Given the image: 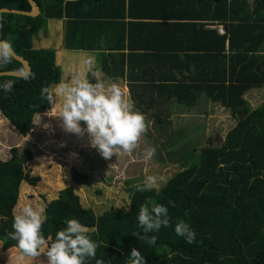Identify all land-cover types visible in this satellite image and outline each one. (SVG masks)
I'll return each instance as SVG.
<instances>
[{
    "label": "trees",
    "instance_id": "1",
    "mask_svg": "<svg viewBox=\"0 0 264 264\" xmlns=\"http://www.w3.org/2000/svg\"><path fill=\"white\" fill-rule=\"evenodd\" d=\"M33 1L40 9L35 18L0 14V40L10 41L29 64L27 76L35 74L27 80L0 77V86L14 84L10 93L0 87V115L22 137L30 133L35 114L25 106L26 88L61 83L54 50L33 47L49 20H66V50L121 52L113 69L100 63L101 68L114 78L126 76L135 107L142 114L152 110L150 117L161 125L168 115L159 108L160 100L190 107L201 95L235 120L219 147L200 149L198 161L159 191H136L124 212L109 208L96 216L72 188L64 189L44 208L45 238L54 241L66 220L78 219L99 244L96 258L103 264H129L133 247L146 264H264V100L252 111L244 100L247 92L264 88V0H128L127 8L126 0ZM0 9L31 10L27 0H0ZM138 37L142 42L134 41ZM23 70L14 59L0 65V73ZM31 156L15 148L0 161L2 252L15 249L21 255L8 234L21 184L40 181L25 171ZM72 177L78 185H90L88 176L74 171ZM157 204L168 208L171 226L148 234L157 237L150 245L137 237L143 235L137 216L142 205L151 210ZM180 220L196 232V243L187 244L175 233Z\"/></svg>",
    "mask_w": 264,
    "mask_h": 264
},
{
    "label": "rangeland",
    "instance_id": "2",
    "mask_svg": "<svg viewBox=\"0 0 264 264\" xmlns=\"http://www.w3.org/2000/svg\"><path fill=\"white\" fill-rule=\"evenodd\" d=\"M46 30L48 25L39 34ZM53 45H56V42ZM57 51L55 55L61 71V83H69L75 77H82L94 84L103 83L106 88L117 84L125 96L131 98L126 81L121 79L113 82L108 74L101 72L102 69L98 66L100 63L96 64L92 59L93 54L88 53L81 58V53L68 52L62 47H57ZM90 59L92 60L89 64H83L88 63ZM56 86L26 88L25 106L35 110V114L32 129L25 137L14 130L4 117H0V161L8 160L12 149L16 148L20 154L30 151L32 156L25 171H28L30 176L40 178L35 186L21 184L13 216L24 205L45 208L47 203L57 199L59 193L66 188H72L80 198L82 206L90 208L96 216H100L109 208L124 212L128 209L137 186L143 185L148 176L157 177L161 189L175 173L198 161L200 149L219 147L224 141L226 131L235 125V120L227 109L204 97L195 104L197 106L194 105V113L199 111L201 117L209 116L208 119L200 118L205 122L202 133L200 125L191 127L192 129L188 127L193 117H190L187 108L180 107L177 115L175 111L168 109L164 113V116L168 115V123L162 125L150 117L152 110H149L143 114L148 123V131L139 146L131 153L104 159L90 146L87 136L78 138L62 131L55 117L56 108L41 96L43 88L54 90ZM244 100L246 109H256L264 100V88L247 92ZM135 110L140 112L136 107ZM209 119L220 120L221 126L216 127L218 122L212 124ZM81 124L83 126V122ZM47 125L50 127L45 128ZM178 131H183V134H176ZM189 156H193L192 162L187 161ZM74 171L88 176L90 185L76 184L72 177ZM46 251L41 249L38 257L24 258L21 261L17 250L2 252L0 243V264H47Z\"/></svg>",
    "mask_w": 264,
    "mask_h": 264
},
{
    "label": "clouds",
    "instance_id": "3",
    "mask_svg": "<svg viewBox=\"0 0 264 264\" xmlns=\"http://www.w3.org/2000/svg\"><path fill=\"white\" fill-rule=\"evenodd\" d=\"M2 28L0 24V30ZM14 54L11 42L0 40V65L11 63ZM24 78L34 79L35 74ZM0 87L10 93L14 84L7 81ZM41 96L56 108L55 117L62 131L78 138L87 136L90 146L104 159L133 152L148 131L146 117L135 110L131 98L126 97L117 84L106 88L103 83L94 84L82 77H75L69 83L58 84L54 90L43 88ZM153 190H160L159 179L155 176H148L143 185L137 186L138 192ZM46 219L43 207L29 205H24L14 216L13 231L8 236L17 241L21 261L26 256L38 257L40 250L46 249L47 264H90L91 260L103 264L102 260L96 258L99 244L90 238L88 228L78 219L66 220V227L56 233L54 241L52 237L46 239L42 232ZM137 221L143 232L137 237L150 245H155L157 237L148 234L171 226L168 208L161 204L154 205L151 210L142 205ZM174 231L187 244L197 242L196 232L184 220L175 224ZM128 262L146 264L145 256L135 247L131 249Z\"/></svg>",
    "mask_w": 264,
    "mask_h": 264
},
{
    "label": "crops",
    "instance_id": "4",
    "mask_svg": "<svg viewBox=\"0 0 264 264\" xmlns=\"http://www.w3.org/2000/svg\"><path fill=\"white\" fill-rule=\"evenodd\" d=\"M127 5L129 6V1L128 0H126V2H125V7L126 8H127ZM65 22H66L65 19H62V20H49L47 23H51V25L47 24L48 25V30L42 32L41 34H38L37 38L33 39V47L35 49L43 48V49H53V50H55V48H56V50H55V54L56 55H57V52H58L57 51V47H60V48L62 47L65 51H68V52L81 53V55H82L81 58L85 57V54H88V53L89 54H93L94 58H92V59H94V62L96 64H99V63H102V65L103 64H108L109 68L113 69V65L112 64L116 63L117 60L119 59V57L116 54H120L121 52H113V51L112 52H102V51L82 52V51H69V50H66L65 47H64V44H63L64 36H65ZM124 22L125 23H129L130 19H128L126 17L124 19ZM133 22H140V21L134 20ZM209 28L213 29L212 27H207V29H209ZM134 41L135 42H142V40L139 37L134 39ZM55 42H56V45H53V43L55 44ZM125 52L127 53V51H125ZM137 54L141 55V54H143V51H142V53L138 52ZM56 55H55V60L57 61ZM78 56H80V54ZM92 59L88 60V63L85 62L83 64H89ZM56 64H57V62H56ZM96 64H95V66H96ZM57 66H58V64H57ZM98 66L101 68L100 64ZM101 72L105 73V74H108V73L104 72L103 69L101 70ZM108 75L110 76V74H108ZM110 79L113 82H116V81H119L121 79H124L126 81V82L125 81L124 82L127 83L126 85L127 86L130 85L128 83L127 79H126V76L123 77V78H119V77L114 78V76L113 77L110 76ZM202 97L206 98L204 95H201V96H199L197 102H199L202 99ZM195 106H197V105H195ZM180 107L187 108L188 112L190 113V117H193V118H191L193 120L189 121L188 127L190 129H192L191 127H197L198 125H200V126H202V129L200 130V133L204 132V126L203 125H204L205 122H202L200 118L208 119L209 116L201 117L202 115L199 113V111L194 113L196 107H194V106H190V107L179 106V105H177L175 103L174 99H172L171 101H162V100L159 101V108L162 109L164 113L169 109V111H172V112L175 111V114L177 115ZM0 117H1V115H0ZM216 120L217 121H214V119H209V121L212 124L215 123V122H218V124L215 125L216 127L221 126L220 125L221 121L218 120V119H216ZM186 122L184 121V123H186ZM169 123L172 124V122H169ZM206 127H208V126H206ZM175 133L178 134V135H182L183 131H178V132H175ZM226 133H227V131H226ZM226 133H225V135H226Z\"/></svg>",
    "mask_w": 264,
    "mask_h": 264
},
{
    "label": "water",
    "instance_id": "5",
    "mask_svg": "<svg viewBox=\"0 0 264 264\" xmlns=\"http://www.w3.org/2000/svg\"><path fill=\"white\" fill-rule=\"evenodd\" d=\"M31 10L29 12L24 11H18V10H6V9H0V14H14V15H21V16H27L31 18H35L40 14V9L36 5V3L33 0H27ZM15 61L19 62L23 66V72L22 73H16V72H4L0 73V77L6 76V77H14V78H23L30 74V66L29 64L23 60L22 58L18 57L16 54H14Z\"/></svg>",
    "mask_w": 264,
    "mask_h": 264
},
{
    "label": "built area",
    "instance_id": "6",
    "mask_svg": "<svg viewBox=\"0 0 264 264\" xmlns=\"http://www.w3.org/2000/svg\"><path fill=\"white\" fill-rule=\"evenodd\" d=\"M217 30H218L219 34H221V35L223 34V30L221 27H217Z\"/></svg>",
    "mask_w": 264,
    "mask_h": 264
}]
</instances>
